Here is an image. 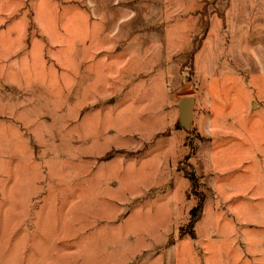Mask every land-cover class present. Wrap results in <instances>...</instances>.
I'll use <instances>...</instances> for the list:
<instances>
[{
    "label": "rangeland",
    "instance_id": "obj_1",
    "mask_svg": "<svg viewBox=\"0 0 264 264\" xmlns=\"http://www.w3.org/2000/svg\"><path fill=\"white\" fill-rule=\"evenodd\" d=\"M0 264H264V0H0Z\"/></svg>",
    "mask_w": 264,
    "mask_h": 264
},
{
    "label": "trees",
    "instance_id": "obj_2",
    "mask_svg": "<svg viewBox=\"0 0 264 264\" xmlns=\"http://www.w3.org/2000/svg\"><path fill=\"white\" fill-rule=\"evenodd\" d=\"M184 176L188 179V182H190V186L195 190L196 187H198L199 185V181L197 179V176H195V173L193 171H190V172L185 171ZM196 196H198L197 203L193 208L189 210L190 214H189V220L187 222V227H189V230L182 232L181 236L184 234H187L191 238L195 237L194 224L197 222L198 218L200 217L202 213L201 210L203 207V200H204L202 196V192L199 191L196 194Z\"/></svg>",
    "mask_w": 264,
    "mask_h": 264
},
{
    "label": "water",
    "instance_id": "obj_3",
    "mask_svg": "<svg viewBox=\"0 0 264 264\" xmlns=\"http://www.w3.org/2000/svg\"><path fill=\"white\" fill-rule=\"evenodd\" d=\"M194 96L186 95L179 98L177 106L179 108L178 121L184 128H188L191 125L193 108H194Z\"/></svg>",
    "mask_w": 264,
    "mask_h": 264
}]
</instances>
